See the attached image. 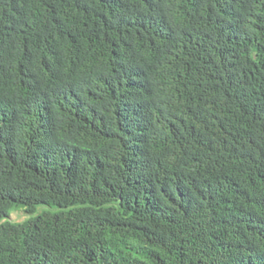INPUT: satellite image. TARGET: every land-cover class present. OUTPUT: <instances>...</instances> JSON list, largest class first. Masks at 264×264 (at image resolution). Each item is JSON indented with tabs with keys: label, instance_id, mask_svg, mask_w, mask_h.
I'll return each instance as SVG.
<instances>
[{
	"label": "trees",
	"instance_id": "obj_1",
	"mask_svg": "<svg viewBox=\"0 0 264 264\" xmlns=\"http://www.w3.org/2000/svg\"><path fill=\"white\" fill-rule=\"evenodd\" d=\"M0 264H264V0H0Z\"/></svg>",
	"mask_w": 264,
	"mask_h": 264
},
{
	"label": "rangeland",
	"instance_id": "obj_2",
	"mask_svg": "<svg viewBox=\"0 0 264 264\" xmlns=\"http://www.w3.org/2000/svg\"><path fill=\"white\" fill-rule=\"evenodd\" d=\"M55 211H56V209L49 208L47 206H39V208L37 209V212L35 214L28 215L22 209H17V210L12 211L9 214L7 220H9L11 222L19 223V222H23V221L27 220L30 217H35L42 212H55Z\"/></svg>",
	"mask_w": 264,
	"mask_h": 264
}]
</instances>
